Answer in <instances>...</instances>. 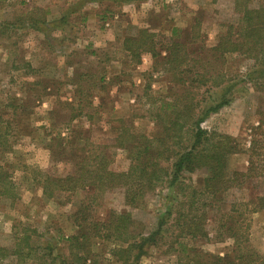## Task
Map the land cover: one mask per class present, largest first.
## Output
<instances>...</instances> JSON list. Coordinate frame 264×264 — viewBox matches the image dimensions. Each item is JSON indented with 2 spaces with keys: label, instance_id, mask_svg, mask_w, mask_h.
Listing matches in <instances>:
<instances>
[{
  "label": "rangeland",
  "instance_id": "obj_1",
  "mask_svg": "<svg viewBox=\"0 0 264 264\" xmlns=\"http://www.w3.org/2000/svg\"><path fill=\"white\" fill-rule=\"evenodd\" d=\"M72 1L0 0V27L3 22L13 24L7 33L0 35V174L3 176L0 182L3 192L0 194V264H71L86 251H89L87 258L94 264H122L114 256V251L122 246L121 243L91 236L86 242L70 245V237L79 234L75 214L82 211L84 220L81 224L88 230L86 233H90L92 227L88 224L103 221L109 211L128 212L132 216L133 227L137 229L134 232L139 234L140 231L147 235L156 229L157 221L167 206L172 207V214L167 219L162 237H155L156 245L148 248L147 254L138 264H196V259L181 252V245L219 256L229 253L233 244L229 238L218 243H215L216 240L206 243L204 238L190 240L181 235L183 227L180 225L183 222L178 219V215L183 210L185 213L186 207H179L178 201L167 204L164 195L168 190L162 184L147 191L141 203L138 201L139 206L135 203L134 207L126 204L124 191L120 188L92 198V203L88 198L92 194L87 188L72 193L48 191L52 197L44 193L47 176L52 179L65 178L75 171L74 163L64 153L52 152L56 150V141H52L58 133L60 138L70 137L69 132L62 128L65 127L63 122L71 115L67 109L81 112V118L76 116L72 121L74 128L83 129L94 144L107 146L105 153L111 159L110 169L113 172H125L131 165L129 151L118 147L115 142L122 128L127 129L131 152H135L139 143L143 142L141 137L152 139V136L161 133L147 111L150 100L166 88L161 80L155 81L156 75L150 77L147 71L143 72L133 83L137 74L135 68L125 64L122 73L112 77L107 84L103 108L98 111L96 106L103 94L97 88L91 89L99 84L102 77L105 78L104 82L107 81L103 63L108 60H123L125 63L127 57L122 52L121 39L138 27L143 29L138 18H122L119 24L111 25L102 24L103 20L99 19L98 24L95 20V25L89 27L82 16L90 5L84 4L82 13L70 21L69 34L72 38L68 39L84 38L83 45L92 43L90 50L70 52L62 47L65 37L56 36L47 37L43 50H37L36 35L29 32L28 22L24 27L21 23L28 20L29 14L36 19L50 7L55 5L65 9ZM161 8L164 11L162 14L167 20L171 17L173 23V18L183 20L186 14L191 16L188 27L199 21L201 35L207 46L215 45L228 26L237 23L239 18L232 0H163ZM173 28L177 27L169 25L156 33L169 37ZM53 38L62 43L60 49L57 47L54 50L51 42ZM93 52L96 55L91 58L89 54ZM26 62L34 71L22 68ZM252 65L253 61L242 55L225 56L222 68L225 78L229 80L228 83L235 84L231 92L232 102L202 124L208 132L226 134L238 144L241 152L230 154L227 158L229 171L246 170L248 154L245 150L249 147L252 128L259 121L264 122V84L256 77L247 75ZM16 66L20 68L15 69ZM78 70L89 76L87 80H91L83 82L81 87L83 98L91 89L92 96L87 101L83 98L82 101L78 100L73 87L70 91L68 80L75 79ZM41 78L56 82L57 87L48 90L40 83L32 82ZM211 86H207L209 92L206 95L213 98L218 88ZM64 101L73 105L65 106ZM54 108L58 115L52 119L50 111ZM203 174V171L184 174L181 180L188 186L196 183ZM5 189L10 190L12 196H8ZM249 194V189H234L228 191L224 198L228 204L248 199ZM175 195L180 197L178 193ZM181 200L186 201L184 198ZM88 206L89 214L85 211ZM204 210L207 214L204 220L206 230L215 239L218 222L216 211L213 208ZM249 220V244L264 255V212L254 214ZM15 250L21 251L20 254L9 255Z\"/></svg>",
  "mask_w": 264,
  "mask_h": 264
},
{
  "label": "trees",
  "instance_id": "obj_2",
  "mask_svg": "<svg viewBox=\"0 0 264 264\" xmlns=\"http://www.w3.org/2000/svg\"><path fill=\"white\" fill-rule=\"evenodd\" d=\"M86 1L89 0H78L60 19L47 20V14L44 12L36 19L28 16V20L23 21L21 25L24 27L28 22L26 25L29 24L30 28L46 31V36L50 37L51 31L70 25L67 22L68 13H78ZM232 1L234 10L239 14L238 21L228 26L226 33L213 46H207L203 41L197 20L185 29L173 28L169 37L143 28L135 35H125L121 39L122 52H125L127 57L124 65L134 68L140 63L142 55L148 54L152 59V67L146 74L150 77L156 75L155 81L161 80L166 85L164 90L157 93L156 98L150 100L147 110L150 120L156 123L161 133L152 136V139L141 137L143 142L139 143L135 152H131L127 129L122 128L115 142L118 147L129 151L131 165L125 172H113L110 169L111 159L105 153L107 146L94 144L83 129L74 128L72 121L77 117L81 118V112L67 109V113L71 115L63 122L65 127L62 128L69 132L70 137L60 138L58 133L52 141H56V150L52 152L64 153L65 157L74 163L75 171L65 178L52 179L47 176L44 193L52 197V193L48 191L72 193L87 188L92 194L88 196L92 203V198L120 188L124 191L126 204L134 207L139 200L141 203L147 191L150 192L156 185L162 184L168 190L164 195L167 204L178 201L179 207H186V212L183 210L178 215V219L183 222L180 225L183 227L181 235L190 240L204 238L206 243L213 240H216L215 243L222 242L225 238L233 241L231 251L223 256L190 250L186 245H181V252L188 254L191 259H196V264H264V255L249 244V217L264 212V122L259 121L258 125L252 128L249 147L245 150L248 154V166L244 172L229 171L228 168V156L241 152L233 138L214 131L208 132L202 127L211 115L232 102L231 92L235 84L228 83L229 80L225 78L222 69L227 54L242 55L253 61L247 75L256 77L264 84V0ZM11 24L2 23L0 35L7 33ZM92 54L96 55L95 52ZM22 68L34 71L28 62ZM77 73L75 79L68 80L74 95L78 96L80 101H87L92 96L90 90L97 88L103 96L99 97L102 102L99 100L96 110H101L107 92L106 86L111 80L104 82L105 78L102 77L99 84L88 90L83 98V82L91 80H87L89 76L81 74L79 70ZM41 79L32 82L40 83L45 89L53 90L57 87L56 82ZM209 85H212L211 88H218L213 98L206 95ZM64 104L73 105L66 101ZM50 114L52 119H55L58 115L56 108L52 109ZM198 171H203L204 174L197 178L196 183L188 186L183 184L181 179L184 174ZM2 178L1 173L0 182ZM243 188L250 191L248 199L226 204L224 197L228 191ZM7 191L9 196L12 192ZM0 194H3L1 190ZM206 208H213L218 217L215 239H212L206 230ZM88 210L89 206L85 207L87 214ZM81 212L75 214L79 234L70 237V245H79L91 236L108 242H118L122 246L114 251L117 260L122 264H138L147 254L148 248L156 245L155 237H162L167 219L172 214V207H166L164 214L157 221L156 229L147 235L140 231L139 234L134 232L137 229L133 227L130 213L112 210L103 221L88 224L92 227V232L86 233L88 230L81 224L84 220ZM20 252L15 250L9 255H17ZM88 254L89 251L84 252L78 261L73 263L94 264L87 258Z\"/></svg>",
  "mask_w": 264,
  "mask_h": 264
},
{
  "label": "crops",
  "instance_id": "obj_3",
  "mask_svg": "<svg viewBox=\"0 0 264 264\" xmlns=\"http://www.w3.org/2000/svg\"><path fill=\"white\" fill-rule=\"evenodd\" d=\"M77 2L78 0H73L71 3L68 4V7L65 9H61L59 7H56L55 5L50 7L49 10L45 11L47 14L46 19L47 20L60 19L61 16L65 15L66 12L69 10V8L74 7ZM162 3L163 0H89L86 1V4H89L90 8L89 10H84L85 12H83L84 17L82 16L83 18L82 20L84 21L85 24H87L90 27L92 25H95L96 21L98 24L99 19L103 20L101 21L102 24L111 25L115 23L119 24V21L122 18L133 17L139 19L138 23H140L142 28L148 29L151 32L155 31L154 33L160 32L161 28L165 29L169 25H173V27L175 26L178 29H185L188 27V25L191 23V19H190L191 16L189 15L187 16L186 14L183 17L184 18L183 20H180L179 18L176 19L175 17L173 18L175 19V22L173 23L171 17L168 18L167 20L166 16L162 14V12H164L163 8H161ZM82 11L83 10H80L76 14L68 13L69 17L67 19V22L70 23V21L74 19L73 17L80 15L79 13H82ZM29 16H31V14H29ZM97 24L96 27L98 28ZM10 26H12V24ZM70 27L71 26L67 24L62 29L51 31L50 37L51 36H56L58 38L65 37L66 40L63 42L62 47L64 49L70 50V52L77 49L90 50L92 43L87 42L86 45H83L82 42H84L83 41L85 40L84 38L82 40L68 39L69 37H71V35L69 34ZM96 27L93 28L95 29V31H96ZM28 28H29V32H33L37 37V46H36L38 47L37 50L40 51L43 50L44 42H46V40L49 38L48 36H46L48 32L42 30H35L30 27ZM136 29H137L136 31L127 35H135L136 32L141 28L138 27ZM52 43L54 50H56L57 47L60 49V45L62 44L60 43L59 40H53ZM89 55L91 58H93L92 56H95L92 53H90ZM103 64L105 66L104 68H105V73L107 75L106 76L107 82H109L112 77L119 76L122 73L124 67L123 60H111V61L108 60ZM151 67H152L151 56L148 54L142 55L140 63L134 67L135 68L134 71L137 74H136V79L134 80L133 83H135V81L138 78H140L141 73L150 71ZM71 88L72 87H70V91ZM58 93H61V91H58Z\"/></svg>",
  "mask_w": 264,
  "mask_h": 264
}]
</instances>
